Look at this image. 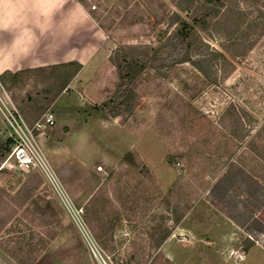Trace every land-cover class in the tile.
I'll return each mask as SVG.
<instances>
[{"label":"rangeland","instance_id":"rangeland-1","mask_svg":"<svg viewBox=\"0 0 264 264\" xmlns=\"http://www.w3.org/2000/svg\"><path fill=\"white\" fill-rule=\"evenodd\" d=\"M82 1L105 31L110 57L97 86L68 89L47 111L56 122L44 132L54 129L53 139L70 149L69 181L61 180L68 200L10 151L0 163L2 215L11 212L7 195L32 176L41 180L34 194L41 212L29 202L0 245L13 247L20 235L45 240L35 264H151L158 254L154 264H264L258 250L242 261L248 240L264 247V0H224L210 29H198L194 59L204 60L205 73L188 62L146 69L133 85L132 112L117 118L98 109L113 98L124 49H161L166 58L172 15L188 21L189 14L179 0ZM37 76L10 92L0 82V97L6 92L20 111L41 87ZM11 132L0 109V136L11 139ZM90 242L111 262L96 258ZM0 264L13 263L1 255Z\"/></svg>","mask_w":264,"mask_h":264},{"label":"trees","instance_id":"trees-1","mask_svg":"<svg viewBox=\"0 0 264 264\" xmlns=\"http://www.w3.org/2000/svg\"><path fill=\"white\" fill-rule=\"evenodd\" d=\"M78 1L83 3L82 0ZM177 6L181 11L188 12L189 17L187 21L177 13L172 15L171 20L172 23L176 24V27L163 45L164 48L167 49L166 58L169 57L170 62L165 60L166 58L162 55L161 49L154 51L152 48L146 46L126 47L119 58V62L115 65L118 72V83L113 98L109 99L106 104V111L98 109L102 116L117 118L125 113L130 114L132 112L133 104L137 98V93L133 89V85L148 68L157 69L167 64L174 66L176 64L188 62L193 64L199 71L205 73V69L202 66L204 60L202 61L200 58L197 60L194 59L195 56H199L196 54V49L201 40L198 29L204 32L210 29L211 21L220 16L221 10L225 7L224 0H179ZM81 69V64L72 62L15 73L8 71L0 75V82L3 87L10 92L14 87L23 82L26 76L41 74V76H37L36 80V86H41L36 92V97L32 94L27 95L26 99L19 105L20 113L25 122L28 126L33 127L38 120L54 106L57 98L67 89V86L77 76ZM36 134H38L37 131H35V135ZM12 146V139L4 140L0 136V163L11 151ZM35 178H37V176L28 178L18 191H16L15 195H7L12 202V206L9 207L11 212L6 217L2 215L0 211V235L12 221H16L17 223L22 222L20 219L18 220L16 218L20 210H23L22 214L25 216V212L29 211L27 206L29 202L35 205V212H41L38 210V202L36 201V195H34L41 185V180L35 182ZM218 186L214 189V192ZM222 189L223 198L228 192V187L224 186ZM4 202L5 201L0 196V206L4 204ZM44 203L47 208H51L49 203ZM262 228V232H264V227ZM169 234L170 232L168 231L160 240L158 248ZM20 236L15 246L0 245V249L17 264H35L41 253L45 251L48 245L47 242L42 240L41 243L33 244V238H29L25 235ZM247 242L246 246H244V252H247L249 248L254 245L250 240ZM160 257L163 256L158 254L152 260L151 264L158 261ZM168 263L170 264L169 261Z\"/></svg>","mask_w":264,"mask_h":264},{"label":"crops","instance_id":"crops-1","mask_svg":"<svg viewBox=\"0 0 264 264\" xmlns=\"http://www.w3.org/2000/svg\"><path fill=\"white\" fill-rule=\"evenodd\" d=\"M107 39L96 17L78 0H0V75L77 62L82 69L64 92L76 87L91 91L99 83L97 73L104 68L102 61L110 57ZM52 130L40 131L38 139L60 180L67 182L65 167L71 164L70 149L53 139ZM262 210L259 214L264 222V205ZM257 250L260 258L264 256V247L257 243L245 252L242 261ZM1 255L15 264L6 254Z\"/></svg>","mask_w":264,"mask_h":264},{"label":"built area","instance_id":"built-area-1","mask_svg":"<svg viewBox=\"0 0 264 264\" xmlns=\"http://www.w3.org/2000/svg\"><path fill=\"white\" fill-rule=\"evenodd\" d=\"M92 9H97V6L93 5ZM0 103L2 104L0 109L9 124L10 130H12L10 138L14 142L9 158H13L21 168L35 169L55 193L60 195L63 200H68V194L60 178L35 135V131L43 132L55 125L54 114L51 112L45 113L33 127H30L6 92L4 99L0 97ZM89 247L96 258L103 260L104 263L111 262L110 257L104 253L100 254V248L98 249V246L94 243L90 242Z\"/></svg>","mask_w":264,"mask_h":264}]
</instances>
